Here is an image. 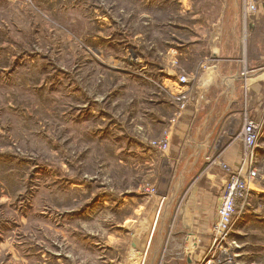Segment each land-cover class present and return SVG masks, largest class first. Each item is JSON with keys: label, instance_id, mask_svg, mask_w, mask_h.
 <instances>
[{"label": "rangeland", "instance_id": "374dc122", "mask_svg": "<svg viewBox=\"0 0 264 264\" xmlns=\"http://www.w3.org/2000/svg\"><path fill=\"white\" fill-rule=\"evenodd\" d=\"M246 5L0 0V264L152 263L154 205L171 174L163 158L180 120L206 126L201 176L214 161L228 179L244 160L245 118L263 114L264 77L248 78L264 72V0ZM233 145L235 163L225 158ZM260 234L247 263L229 240L196 263L231 252L234 264H264ZM169 251L154 264H177Z\"/></svg>", "mask_w": 264, "mask_h": 264}, {"label": "crops", "instance_id": "0c3cea01", "mask_svg": "<svg viewBox=\"0 0 264 264\" xmlns=\"http://www.w3.org/2000/svg\"><path fill=\"white\" fill-rule=\"evenodd\" d=\"M237 67L229 70L232 73ZM214 72H210L211 75L215 76ZM232 82L229 78L224 83L225 88L228 89ZM192 121L190 116L180 120L173 143L167 150L170 154L163 158L170 165L171 174L154 205L157 208L151 226V232L156 231L154 255L158 257L163 250L170 249L168 260L177 264H197L204 249L211 246V228L217 219L220 194L227 179L222 165L214 161L208 164L214 169L201 176L203 165L208 162L202 158L209 135L204 133L206 126L202 125L203 122L197 124V127L202 125L199 130H190ZM226 153L225 158L231 163L237 162L241 156L237 145ZM259 182L258 179L229 237V243H234L236 256L243 257L244 263L253 253L246 249L252 244L251 233H264V184Z\"/></svg>", "mask_w": 264, "mask_h": 264}, {"label": "built area", "instance_id": "2783aa9c", "mask_svg": "<svg viewBox=\"0 0 264 264\" xmlns=\"http://www.w3.org/2000/svg\"><path fill=\"white\" fill-rule=\"evenodd\" d=\"M246 1V10L249 9V4L253 0H243ZM246 19V24L244 23ZM249 30V21L243 18V32L246 33ZM245 40V41H243ZM242 42H246L243 38ZM246 44L243 47L245 49ZM244 73V72H243ZM188 79L186 76H181L180 81H186ZM190 81V80H188ZM244 142H245V153L244 160L241 166L235 170H231V175L228 177L227 182L224 187V192L222 194L221 202L218 209V219L214 223L212 228L213 241L210 246L211 249H223L225 243L229 240L230 234L233 228V216L237 210L238 202L243 200L241 206L244 207L246 199L251 195L255 188L256 177L258 175L254 164V155L256 153L258 142L261 137H264V106L263 114H261L258 120L252 119L250 117L245 118L244 124ZM165 145L164 147H166ZM215 253V252H214ZM212 259H208V263ZM217 264H234L235 258L232 256L231 252L221 253L218 257L214 258Z\"/></svg>", "mask_w": 264, "mask_h": 264}, {"label": "bare ground", "instance_id": "6f19581e", "mask_svg": "<svg viewBox=\"0 0 264 264\" xmlns=\"http://www.w3.org/2000/svg\"><path fill=\"white\" fill-rule=\"evenodd\" d=\"M245 43V42H244ZM218 57V56H217ZM219 58V57H218ZM218 58H216V59H218ZM172 69V68H171ZM248 69V68H247ZM246 72V71H245ZM245 74V73H244ZM247 76H250V75H247ZM261 77H264V72H261V73H259V74H257L255 77H253V78H248V81L249 82H251V81H253L254 79H258V78H261ZM247 79V78H246ZM187 81L188 80H190V79H186ZM247 84V83H246ZM229 85H231V83L229 84Z\"/></svg>", "mask_w": 264, "mask_h": 264}, {"label": "water", "instance_id": "95a60500", "mask_svg": "<svg viewBox=\"0 0 264 264\" xmlns=\"http://www.w3.org/2000/svg\"><path fill=\"white\" fill-rule=\"evenodd\" d=\"M155 259H156V256L154 255V257H153V260H152V263L151 264H154V262H155ZM190 260V259H189Z\"/></svg>", "mask_w": 264, "mask_h": 264}]
</instances>
